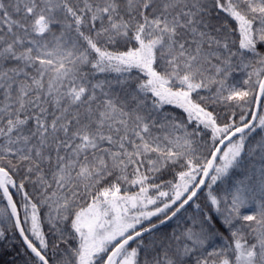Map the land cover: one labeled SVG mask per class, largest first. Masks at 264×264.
<instances>
[{"label": "snow or ice", "instance_id": "snow-or-ice-1", "mask_svg": "<svg viewBox=\"0 0 264 264\" xmlns=\"http://www.w3.org/2000/svg\"><path fill=\"white\" fill-rule=\"evenodd\" d=\"M0 200L23 264H264V0H0Z\"/></svg>", "mask_w": 264, "mask_h": 264}, {"label": "trees", "instance_id": "trees-1", "mask_svg": "<svg viewBox=\"0 0 264 264\" xmlns=\"http://www.w3.org/2000/svg\"><path fill=\"white\" fill-rule=\"evenodd\" d=\"M169 110L174 112L175 114H181L182 110L174 108L173 106H168ZM170 178V177H169ZM12 191H15L14 189ZM19 199V197H16ZM5 202L0 200V208L4 207ZM193 209H189V213H192ZM177 222L173 220L169 225L161 228L162 231H169V226L173 223ZM12 243L16 244V248L12 247ZM5 246H0V264H23V260L25 257L23 256L24 248L21 246L19 241H13ZM17 249H19V255L17 254Z\"/></svg>", "mask_w": 264, "mask_h": 264}, {"label": "rangeland", "instance_id": "rangeland-1", "mask_svg": "<svg viewBox=\"0 0 264 264\" xmlns=\"http://www.w3.org/2000/svg\"><path fill=\"white\" fill-rule=\"evenodd\" d=\"M192 211H194V209H193ZM188 214L190 215L191 213H188ZM176 226H177V222L171 224V225L169 226V231H167V232H171L172 230H174V229L176 228ZM163 228H164V227H163ZM161 231H162V230H161ZM164 232H166V231H164Z\"/></svg>", "mask_w": 264, "mask_h": 264}, {"label": "water", "instance_id": "water-1", "mask_svg": "<svg viewBox=\"0 0 264 264\" xmlns=\"http://www.w3.org/2000/svg\"><path fill=\"white\" fill-rule=\"evenodd\" d=\"M175 220V219H174ZM172 222V221H171ZM171 222H169L168 224H166V225H163V226H161V228H163V227H165V226H167V225H169Z\"/></svg>", "mask_w": 264, "mask_h": 264}]
</instances>
